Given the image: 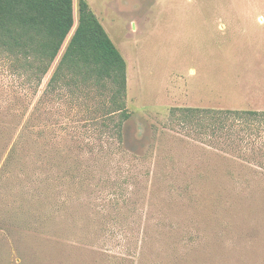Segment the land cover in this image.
<instances>
[{"label":"rangeland","instance_id":"obj_1","mask_svg":"<svg viewBox=\"0 0 264 264\" xmlns=\"http://www.w3.org/2000/svg\"><path fill=\"white\" fill-rule=\"evenodd\" d=\"M79 1L38 93L0 60V264H264V175L172 117L264 111V0H86L127 62L110 157L74 105L37 112Z\"/></svg>","mask_w":264,"mask_h":264},{"label":"trees","instance_id":"obj_2","mask_svg":"<svg viewBox=\"0 0 264 264\" xmlns=\"http://www.w3.org/2000/svg\"><path fill=\"white\" fill-rule=\"evenodd\" d=\"M78 11V25L37 112L49 101L64 99L74 105L85 115L79 121L97 133L101 149L109 144L104 157H110L113 144H123L124 127L132 116L127 107V62L86 0L79 1ZM74 26V0H0V60L38 93ZM172 117L203 143L234 152L264 175V111L184 108L173 111ZM18 152L12 147L8 162Z\"/></svg>","mask_w":264,"mask_h":264}]
</instances>
